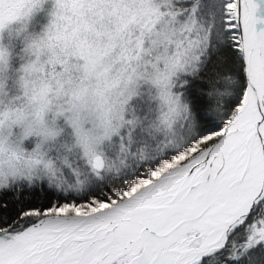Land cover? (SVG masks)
<instances>
[{"label": "snow or ice", "instance_id": "1", "mask_svg": "<svg viewBox=\"0 0 264 264\" xmlns=\"http://www.w3.org/2000/svg\"><path fill=\"white\" fill-rule=\"evenodd\" d=\"M0 264H264V0H0Z\"/></svg>", "mask_w": 264, "mask_h": 264}, {"label": "rangeland", "instance_id": "2", "mask_svg": "<svg viewBox=\"0 0 264 264\" xmlns=\"http://www.w3.org/2000/svg\"><path fill=\"white\" fill-rule=\"evenodd\" d=\"M50 7H51V4L49 3V4H48V8L50 9ZM47 19H48V17H47V15H46L45 12L42 11V12L36 13V14L34 15L33 19H32L31 22H30L29 30H30V31H36V32L40 31L41 27H42L45 23H47ZM12 27L15 28L16 25L14 24ZM10 37H15V38H17L18 36L15 35V33H13V34H9V32H8L7 30H5V32H4V34H3V43H4L5 45H7L9 48L13 49L14 51H18L17 48H15V47H10L9 40H13V39L10 38ZM6 40L8 41V44H7ZM17 47H18V46H17ZM20 47H21V45L19 46V49H20ZM13 59L16 61L15 57H13Z\"/></svg>", "mask_w": 264, "mask_h": 264}, {"label": "trees", "instance_id": "3", "mask_svg": "<svg viewBox=\"0 0 264 264\" xmlns=\"http://www.w3.org/2000/svg\"><path fill=\"white\" fill-rule=\"evenodd\" d=\"M12 38L13 40H9V44H10V47H15L19 50V46L21 45V39L20 37H10ZM7 44H8V41L6 40ZM18 46V47H17ZM13 65H16V61L13 59Z\"/></svg>", "mask_w": 264, "mask_h": 264}]
</instances>
